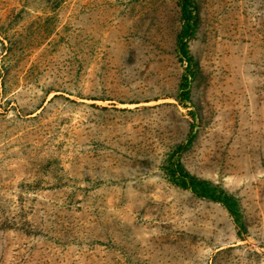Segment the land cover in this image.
Wrapping results in <instances>:
<instances>
[{"label": "rangeland", "instance_id": "374dc122", "mask_svg": "<svg viewBox=\"0 0 264 264\" xmlns=\"http://www.w3.org/2000/svg\"><path fill=\"white\" fill-rule=\"evenodd\" d=\"M196 2L184 105L178 0H0V264H264V0Z\"/></svg>", "mask_w": 264, "mask_h": 264}, {"label": "trees", "instance_id": "16d2710c", "mask_svg": "<svg viewBox=\"0 0 264 264\" xmlns=\"http://www.w3.org/2000/svg\"><path fill=\"white\" fill-rule=\"evenodd\" d=\"M178 3L182 19V29L178 35V51L181 58L188 62V65L179 86L177 99L184 105H188L191 103V79L196 71L188 39L195 35L198 27V5L196 0H178ZM193 138L194 135L191 133L187 145H179L176 152L167 159L165 170L170 181L179 187L191 190L201 198L221 203L228 209L240 229L245 230L243 212L238 197L213 181L191 173L181 159L176 157L193 142Z\"/></svg>", "mask_w": 264, "mask_h": 264}]
</instances>
